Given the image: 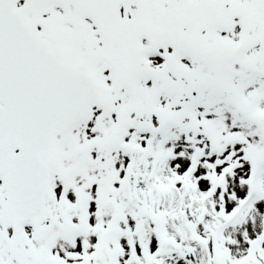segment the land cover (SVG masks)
Wrapping results in <instances>:
<instances>
[{
    "label": "snow or ice",
    "instance_id": "snow-or-ice-1",
    "mask_svg": "<svg viewBox=\"0 0 264 264\" xmlns=\"http://www.w3.org/2000/svg\"><path fill=\"white\" fill-rule=\"evenodd\" d=\"M0 264H264V0H0Z\"/></svg>",
    "mask_w": 264,
    "mask_h": 264
}]
</instances>
